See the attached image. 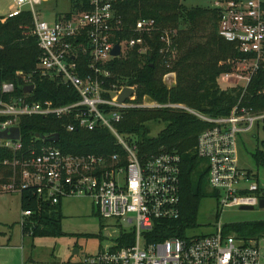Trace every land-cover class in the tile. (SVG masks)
<instances>
[{"label":"built area","instance_id":"obj_1","mask_svg":"<svg viewBox=\"0 0 264 264\" xmlns=\"http://www.w3.org/2000/svg\"><path fill=\"white\" fill-rule=\"evenodd\" d=\"M49 1L13 0L7 15L31 11V33L37 37L41 52L35 73L23 75L22 93H17L14 82L0 81V132L20 128L18 139L0 138V148L15 153L12 160L4 161L13 175L1 188L21 193L35 187L38 197L52 204L68 196H90L97 213L112 220V226L107 225L105 231L109 242L87 257V264H264L260 238L227 232L221 222L206 235L158 239L154 233L157 225L180 218L181 157L173 152L141 157L138 145L127 142L117 127L133 108L184 109L213 124L199 134L196 145L197 155L207 160L213 197L222 207H255L264 192L257 175L240 168L237 139L264 122V111L242 105V99L229 115L219 117L184 104L137 101L135 86L111 84L109 63L133 48L140 54L148 53V39L159 34V52L170 69L177 59L176 30L162 28L155 18H141L131 37L117 41L124 32L118 0H88V10L71 9L51 20L45 16L53 15L52 11L39 12L36 8ZM212 6L219 12V35L235 43L245 55L232 60L234 71L222 78L245 89L264 63V0H213ZM117 43L121 53L114 56ZM34 75L74 89L79 98L66 104L33 100ZM174 77L176 72L170 70L163 79L171 85ZM30 85L33 90L25 92ZM126 87L133 88L134 93L119 102ZM31 116L67 118L68 131L107 128L125 155L68 154L38 141L25 150L20 123L23 117ZM32 214L24 210L22 223Z\"/></svg>","mask_w":264,"mask_h":264},{"label":"trees","instance_id":"obj_2","mask_svg":"<svg viewBox=\"0 0 264 264\" xmlns=\"http://www.w3.org/2000/svg\"><path fill=\"white\" fill-rule=\"evenodd\" d=\"M71 9L88 10V0H71ZM117 12L124 22V32L119 34L121 37L117 41H121L122 37H131L139 19L155 18L162 28L176 30L177 59L172 68L166 67L159 52V34H156L148 39L151 47L148 53L140 54L137 48H133L126 56L116 57L109 63L111 84L135 86L139 102L149 96L163 104L182 103L213 117L229 115L240 99L242 105L264 111V63L245 89L241 84L220 86L221 77L234 71L236 65L231 61L245 55L235 43L219 35L217 9L210 6L189 7L183 0H118ZM32 23L29 10L15 17L0 16V81L14 82L17 93H22L23 75L35 73L41 52L37 37L31 33ZM170 70L177 72V83L171 88L163 79ZM33 81L36 88L32 99L35 101L66 104L79 98L74 89L48 79L34 75ZM67 121V118L52 116L23 117L20 125L25 150L38 141L68 154L111 156L119 152L125 155L116 137L107 128L68 131L65 127ZM148 121H165L167 125L152 137L146 124ZM212 126L177 108H133L117 124L120 132L138 145L139 156L173 152L181 157L180 218L157 225L154 233L158 239L185 236L186 229L197 223L201 201L208 195H214L209 189L207 160L200 158L196 152L199 134ZM56 133L60 135L59 141H50L49 138ZM37 134L42 135L45 142L41 139L43 137L38 139ZM17 155L20 156V153ZM14 156L13 151L0 148V190L13 175V169L4 161L12 160ZM253 157L258 166L264 167V149L257 148ZM21 207L22 212L31 210L33 213L25 218L24 232L34 236H58L62 233V200L52 204L38 197L35 187H27L21 192ZM106 225L104 223L101 227ZM225 231L236 232L247 239H259L264 235V220L231 224L225 226Z\"/></svg>","mask_w":264,"mask_h":264},{"label":"rangeland","instance_id":"obj_3","mask_svg":"<svg viewBox=\"0 0 264 264\" xmlns=\"http://www.w3.org/2000/svg\"><path fill=\"white\" fill-rule=\"evenodd\" d=\"M183 2L189 7H213V0H183ZM11 5L12 0H0V16H7ZM36 8L39 12L49 13L55 10L59 13H66L71 10V0H50L37 5ZM42 17H44L43 14ZM45 18L52 19L47 16ZM219 81L221 87L230 85L222 77ZM176 83L177 72L169 87L175 86ZM145 97L143 101L146 99V102H156L149 96ZM146 124L149 128V135L152 137L157 136L167 125L165 121H148ZM263 126L264 122H260L252 133H241L237 139L239 166L256 174L262 189H264V167L256 164L253 153L257 148L264 149L262 146ZM127 142L133 144L135 141L127 139ZM62 213V233L60 235L34 236L26 233L22 223L21 193L10 192L2 188L0 190V264H87L86 258L99 252L109 242L105 231L107 225L112 226L110 224L112 220L103 219L102 221L100 219L94 200L90 196L63 198ZM260 220H264V207H260L259 204L254 209L222 207L211 194L201 201L197 223L195 226L188 227L185 234L192 237L212 233L217 222L229 227L239 222ZM104 223L107 225L103 228L101 226ZM260 245L264 247V235L260 237ZM75 249L79 252H74Z\"/></svg>","mask_w":264,"mask_h":264},{"label":"water","instance_id":"obj_4","mask_svg":"<svg viewBox=\"0 0 264 264\" xmlns=\"http://www.w3.org/2000/svg\"><path fill=\"white\" fill-rule=\"evenodd\" d=\"M121 53V46L119 43H117L114 47V49L112 50V54L114 56H118ZM33 90V85H30L28 87H26L24 89L25 92H31ZM134 93V89L131 87H126L124 88L123 92L121 93V95L118 98L119 102H124L130 95H132ZM11 133H9L8 131H3L0 132V138H12V139H18L20 136V128L19 127H13L10 130ZM38 137H43L40 134H37ZM44 138V137H43ZM60 139V135L59 133H56L53 137H50L49 140L50 141H59ZM260 207H264V197H262L260 199V203H259ZM242 209H254V207L252 206H242ZM74 252H79V250L75 249Z\"/></svg>","mask_w":264,"mask_h":264},{"label":"crops","instance_id":"obj_5","mask_svg":"<svg viewBox=\"0 0 264 264\" xmlns=\"http://www.w3.org/2000/svg\"><path fill=\"white\" fill-rule=\"evenodd\" d=\"M12 4H13V0H12ZM11 6H12V5H11ZM10 11H11V7H10V9H9V12H10ZM8 14H9V13H8ZM8 14H7V15H8ZM52 14H53V15H47V17H51V18H53L55 15H57V14L59 15V14H61V13H59V12H57V11L54 10Z\"/></svg>","mask_w":264,"mask_h":264}]
</instances>
